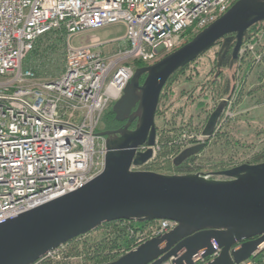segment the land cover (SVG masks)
<instances>
[{
  "label": "built area",
  "instance_id": "obj_1",
  "mask_svg": "<svg viewBox=\"0 0 264 264\" xmlns=\"http://www.w3.org/2000/svg\"><path fill=\"white\" fill-rule=\"evenodd\" d=\"M236 1L0 0V223L81 189L99 176L107 149L98 130L106 110L122 97L134 76L131 63L156 64L187 37L216 22ZM117 24L125 32L116 41L102 43L92 37L80 47L71 43L73 36ZM52 31L65 34L66 64L60 77L42 82L24 62L36 42ZM117 42L115 53L102 51V46ZM246 47L254 51V46ZM156 147L157 140L153 158ZM148 149L142 146L138 152ZM126 222L134 240L132 250L177 226L170 220L154 221L147 236L131 228L132 221ZM219 253L208 259L198 253L193 264H208ZM79 260L83 262L66 243L34 264ZM162 264H173L172 259ZM243 264H264V243Z\"/></svg>",
  "mask_w": 264,
  "mask_h": 264
},
{
  "label": "water",
  "instance_id": "obj_2",
  "mask_svg": "<svg viewBox=\"0 0 264 264\" xmlns=\"http://www.w3.org/2000/svg\"><path fill=\"white\" fill-rule=\"evenodd\" d=\"M264 23V0H237L216 22L179 50L135 70L113 105L125 129L100 133L107 149L104 171L81 189L0 223V264H34L48 252L90 234L106 223L170 220L177 226L105 264H193L200 253L208 264H243L264 243V162L211 173L161 174L138 171L153 158L156 114L169 79L217 44L218 74L226 57L239 60L250 30ZM143 80V81H142ZM231 97L222 100L203 130L213 137ZM137 121L134 131H129ZM207 143L191 146L173 161L181 167ZM142 146L149 149L138 152Z\"/></svg>",
  "mask_w": 264,
  "mask_h": 264
},
{
  "label": "rangeland",
  "instance_id": "obj_3",
  "mask_svg": "<svg viewBox=\"0 0 264 264\" xmlns=\"http://www.w3.org/2000/svg\"><path fill=\"white\" fill-rule=\"evenodd\" d=\"M257 25L260 26L252 32L250 30L251 39L244 43L245 49L239 55V60L232 69L229 66L223 67L217 76L218 53L221 47L219 43L192 62L190 71L195 74L193 76L194 87L184 89L188 83L177 82L178 78L172 82L170 89L167 90L169 99L164 101L162 111L156 120L157 129L163 130V132L157 136L155 157L141 168L142 171L161 174L211 173L243 164L264 162V23ZM96 32L73 36L71 43L74 47H80L88 44L94 36L96 38L99 36L102 43H108L121 38L124 35V27L117 24ZM192 39L193 36L187 37L180 48ZM63 41L64 53L59 50V53L48 57L45 62L41 58L33 57L28 62V66L37 74L39 73L42 82L53 81L63 74L64 56L66 60L67 49L66 37ZM249 45L254 46V51L249 52L246 47ZM119 47L118 42L104 45L102 51L106 55H110L115 53ZM58 70H60V74L57 72ZM214 80H216L215 84ZM227 82H230L229 92L221 98V95H224L223 88ZM203 83L209 86L214 84L215 98L208 107H200L202 98L199 87ZM173 84H175L174 87L179 98H174L173 94L170 95ZM187 93L193 96L189 101H185L183 98ZM228 97L231 99L220 118L213 137H204L203 130L209 116L218 104ZM112 109L113 106L106 110L107 117L112 115ZM100 127L102 128V126ZM202 142H206L207 145L203 151L193 157L195 161L189 164L190 171L184 173L178 171L179 167L173 165L174 159L185 149ZM155 225L156 223H153L144 230L147 236H150L149 228ZM106 229L101 226L90 234L93 233L92 236H95V234L103 233ZM69 247L71 248V245ZM118 252H124V250L111 251L110 253L114 255ZM74 255L83 258L84 263L79 260V264H95L94 261H84V258H90L88 255Z\"/></svg>",
  "mask_w": 264,
  "mask_h": 264
},
{
  "label": "trees",
  "instance_id": "obj_4",
  "mask_svg": "<svg viewBox=\"0 0 264 264\" xmlns=\"http://www.w3.org/2000/svg\"><path fill=\"white\" fill-rule=\"evenodd\" d=\"M259 26L260 25H255L251 29V32L254 29L258 28ZM64 37H65V34L59 31H52L42 36L36 42L33 51L27 56L24 62V66L26 68H30L28 66L29 65L28 62L30 61L32 57L36 59L41 58V60L45 62L47 61L48 57L59 53V50H61L64 53V44H63ZM65 64H66V60L64 56V67H65ZM131 65L136 70L138 68L143 67L144 63L140 61H135V62H132ZM192 65L193 63L179 70L176 74H174L169 79L168 83L166 84V86L164 87L161 93L160 104H159V108L156 114L155 122L159 116V113L162 111V105L164 104V101L167 98L169 99V94H167V90L170 89V86L172 85L173 81H175L178 78L177 82L181 81L184 83H188L185 86V88L183 87L184 89H188V88L190 89L194 87V77L193 76H195V74L193 73V71H190V68ZM57 72L60 74V70H58ZM35 74L38 80L41 81L39 73L37 74V72L35 71ZM215 81L216 80H214V84H215ZM174 85L175 84H173L170 95L172 96L173 94L174 98L176 97L179 98V95L176 94ZM213 85L209 86L206 83H203L200 85L199 92H200V97L202 98V100H200L201 101L200 107L210 106L211 101L213 100V98H215L214 97L215 93L213 92V89H214ZM229 89H230V82H227L223 88L224 95H221L222 96L221 98L226 96V94L229 92ZM183 98L185 101H189L193 98V96L190 93H187L185 94ZM106 114H104V116H106ZM162 132L163 130L160 131L159 129H157V136H159V134H162ZM194 161H195V158H191L185 165L179 167L178 171L183 172V173L189 172L190 171L188 168L189 164ZM153 223L154 222H146V223L131 222L130 225H131V228H133L136 232H139V231L146 230ZM102 226L107 228L106 230L103 231V233L95 234V236H92L93 233L88 234V235L79 237L69 242L68 244L71 245L70 253L73 255L76 254L77 256L80 254L88 255L90 258L88 257L87 259L84 258V261H94L95 264H105V263L116 260L123 254L132 250L134 246V240L129 232V227L126 221H116L112 223H106ZM79 240H82V241L79 242ZM116 250L117 251L124 250V252H118L117 254L111 255L110 252L116 251Z\"/></svg>",
  "mask_w": 264,
  "mask_h": 264
},
{
  "label": "flooded vegetation",
  "instance_id": "obj_5",
  "mask_svg": "<svg viewBox=\"0 0 264 264\" xmlns=\"http://www.w3.org/2000/svg\"><path fill=\"white\" fill-rule=\"evenodd\" d=\"M231 60V55L229 54L223 64V67L229 66ZM143 81V80H142ZM128 124V120L121 122L116 119V115L113 113L111 116H105L103 117L102 121V128L100 127L98 130V134L100 133H112V136L118 135L119 131H122L125 129L126 125ZM137 121H133L131 126L128 128L129 131H134L136 127Z\"/></svg>",
  "mask_w": 264,
  "mask_h": 264
},
{
  "label": "crops",
  "instance_id": "obj_6",
  "mask_svg": "<svg viewBox=\"0 0 264 264\" xmlns=\"http://www.w3.org/2000/svg\"><path fill=\"white\" fill-rule=\"evenodd\" d=\"M99 31H100V30H99ZM97 32H98V31H97ZM97 32H96V33H97ZM124 32H125V29H124ZM96 33H95V34H96ZM121 36H122V35H121ZM123 36H124V35H123ZM123 36H122V37H123ZM94 37H96V36H94ZM97 37L100 38L99 36H97ZM122 37H121V38H122ZM116 40H117V39H116ZM116 40H112V41H116Z\"/></svg>",
  "mask_w": 264,
  "mask_h": 264
}]
</instances>
